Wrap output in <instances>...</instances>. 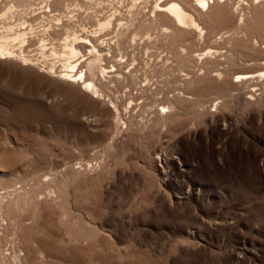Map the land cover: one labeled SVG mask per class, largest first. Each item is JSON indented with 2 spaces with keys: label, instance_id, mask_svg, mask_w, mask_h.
Segmentation results:
<instances>
[{
  "label": "rangeland",
  "instance_id": "374dc122",
  "mask_svg": "<svg viewBox=\"0 0 264 264\" xmlns=\"http://www.w3.org/2000/svg\"><path fill=\"white\" fill-rule=\"evenodd\" d=\"M97 1L0 0L38 60H0V264H264V0H178L200 29ZM48 2L77 36L130 25L101 36L120 76H87L98 99L40 65L66 33Z\"/></svg>",
  "mask_w": 264,
  "mask_h": 264
},
{
  "label": "bare ground",
  "instance_id": "6f19581e",
  "mask_svg": "<svg viewBox=\"0 0 264 264\" xmlns=\"http://www.w3.org/2000/svg\"><path fill=\"white\" fill-rule=\"evenodd\" d=\"M83 1L84 2H92V5H94L95 7H98V9L100 8L101 10H103L102 9V1H97V0H95L97 2H95L94 0H83ZM111 1H112V3L113 2L119 3V4L122 3V0H111ZM131 1L136 2L137 0H131ZM139 1H141V0H139ZM108 2L109 1H107V3ZM141 3L142 2H138V4L132 3V6L138 7L139 5H141ZM195 3L196 4L193 6V10L199 13L201 8H204V10H202V11H207L210 7V4H213V0H195ZM154 4H153L152 8H149L147 10L148 14H149V12H151L154 16L155 15H163V16L167 17L169 19V21L172 22V24L175 27H179V28L180 27H185V28H197L198 27L196 20H195L193 14L188 10V7L181 4L178 0H154ZM67 6H66V10L68 8ZM75 7L80 8L81 5H79L77 3V4H75ZM12 8L9 6L6 9H4L3 11H1L0 12V19L5 18L6 15L10 12V9H12ZM45 8H46L45 11H43L42 13H48V14H51V16H55L52 19V21L54 22V25L57 27L64 28L66 33H65L64 37H62L60 39V42L57 44L58 49H57L56 44H54V42H53L54 38L49 39L47 37L43 38V36L40 37L39 42H38L39 45L37 48L38 55L40 58L39 60H41L40 65L41 64L45 65L46 63H49V65L47 67L48 68L47 70H49V72H47V73H51V75H53V77L59 79L60 81H63L66 83H71V84H73V83L77 84L78 86H80V89L83 92L90 94V96L94 99H98L100 96H102L100 94L99 87H97L96 84L92 80L87 79V76H93L95 69L99 73L98 77L105 82H109L110 81L109 79L111 78V76L116 77L117 75H119L116 73V68H115L114 64H112L108 68V66L105 67L101 63L106 59L105 57H109L112 59L113 56H111L112 51H111L110 45L119 48L120 42L118 40H115V41H112L111 43H108L111 38L108 40V42H106L105 40L102 39L101 36H108V34L111 33V30H113L115 28H117L116 33L124 34L125 32H127L128 27L130 25L127 26L126 23L122 22V19L120 17H118L117 14L119 11L117 12V14H115L116 10H114V12H111L109 10V12H111V13L107 14V12H106L107 15H104L101 18H98V16H96V15L94 16L95 21L97 22L96 23L97 28L94 31H88V32L84 33L85 35H83V36L82 35L77 36L79 31L77 32V34H75V32L73 30H72V32L70 31L72 28L70 25L73 24V22L70 20L71 17H70V19L66 18L65 15H67V14H64L63 18L64 19L66 18L65 21L67 22L64 24V23H62L61 14L60 15H53V13L57 12V11L55 9H53L52 5L49 2L45 6ZM112 8H114V6H112ZM129 8H131V7H129ZM138 8L139 9L144 8V6H142V7L140 6ZM93 10H95V9H93ZM94 12L98 13L100 11L96 10V11H93V13ZM102 12L103 11H101L100 13H102ZM62 14H63V12H62ZM131 15H132V11H131ZM135 15L137 16L138 13H135ZM12 16H14V15H12ZM44 16H46V15L44 14ZM73 16H75V15H73ZM91 17L92 16H90V19H91ZM131 21H134V20H131ZM30 24H28L27 22H24V21L21 23H18V24L17 23L16 24H13V23L2 24L1 23V28L2 27L4 28V31L0 32V60L1 61L2 60H16V61L22 63V65L24 67H27V66L31 67V66H33L32 63H34V61H38V60H36L35 56L33 57L30 55L31 51H27L28 48H30L29 47V43H31L30 37L33 39V37L31 36V30H33L32 29L33 26L31 27L32 24L31 25ZM43 24H41V25H43ZM74 24H76V23H74ZM78 25H80V24H78ZM49 27H50V24H46V26L45 25L42 26L41 31L43 32L44 36H45L44 33H47ZM78 27H81V26H78ZM74 28H76V27H74ZM35 34L36 33H34L33 35H35ZM117 36H119V35L117 34ZM34 37H36V35ZM49 37L51 38V36H49ZM97 40H101L100 44H104L106 46V50H105L106 53H103L104 47L102 49L100 44L99 45L96 44ZM57 41H59V40H57ZM131 42H133V40H131ZM85 56H87V57L84 58ZM33 58H35V59H33ZM53 62L59 63V65L57 66L58 69H56L57 71H55V69H54L55 66L52 64ZM82 63H83V67L80 68L79 66ZM36 66H37V64H36ZM44 70H45V68H44ZM244 76H246V75H244ZM121 78H122V76H121Z\"/></svg>",
  "mask_w": 264,
  "mask_h": 264
}]
</instances>
